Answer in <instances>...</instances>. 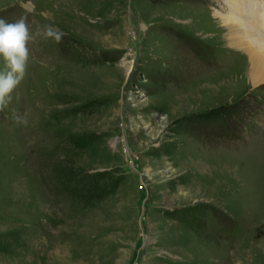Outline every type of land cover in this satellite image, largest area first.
Returning a JSON list of instances; mask_svg holds the SVG:
<instances>
[{"label":"rangeland","instance_id":"374dc122","mask_svg":"<svg viewBox=\"0 0 264 264\" xmlns=\"http://www.w3.org/2000/svg\"><path fill=\"white\" fill-rule=\"evenodd\" d=\"M228 2L0 0L65 33L0 111V264H264V82Z\"/></svg>","mask_w":264,"mask_h":264},{"label":"clouds","instance_id":"9594fccd","mask_svg":"<svg viewBox=\"0 0 264 264\" xmlns=\"http://www.w3.org/2000/svg\"><path fill=\"white\" fill-rule=\"evenodd\" d=\"M64 35L52 25L33 31L23 17L14 22L0 18V111L11 104L13 93L25 78L33 42L43 37L59 43ZM15 119L19 124H28L26 115H15Z\"/></svg>","mask_w":264,"mask_h":264},{"label":"bare ground","instance_id":"6f19581e","mask_svg":"<svg viewBox=\"0 0 264 264\" xmlns=\"http://www.w3.org/2000/svg\"><path fill=\"white\" fill-rule=\"evenodd\" d=\"M228 1L229 5L232 7L229 16L230 20L225 24L220 22L222 25L221 27L226 32V40L232 49L238 48L239 51L242 50L245 53L248 60L247 66L244 68L246 69L248 80L253 84L263 83L264 13L255 15L252 11L256 12L258 8L262 9V7H264V2H260L261 5H254L253 9H250L249 6H244V4L249 3H243L241 0ZM249 12L251 14H249ZM251 26H253V28Z\"/></svg>","mask_w":264,"mask_h":264}]
</instances>
